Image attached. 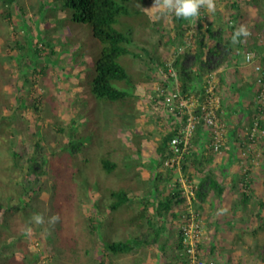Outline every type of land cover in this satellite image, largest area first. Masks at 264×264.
Wrapping results in <instances>:
<instances>
[{"label": "rangeland", "instance_id": "rangeland-1", "mask_svg": "<svg viewBox=\"0 0 264 264\" xmlns=\"http://www.w3.org/2000/svg\"><path fill=\"white\" fill-rule=\"evenodd\" d=\"M17 1L11 21H0V105L6 102L16 108L21 105V98L25 99L26 104L19 111L21 116L17 133H13L17 149L27 158L35 149L38 154H41L42 149L55 154L56 150L70 141H75L77 147L75 155H65L67 160L59 153L53 158V169L48 170L43 182L50 188L49 191L44 190L41 194L32 191L22 199L16 198L19 207L23 208L32 198L40 214L44 216L45 223H34V227L27 231L28 222L21 218L23 210H11L9 238L11 242H17V251L13 253L14 258L6 264H101L104 255V264H187L183 251L175 247L178 226L180 227L177 215L182 216L190 210L187 201L182 200L174 211V220L177 221L174 224H169V216H165L156 218L153 222L155 225L148 228L147 217L150 213L145 218L134 214L143 205L141 200L144 196L150 197L156 204L153 196L156 191L152 185L154 175L156 168L165 169L164 166H156L160 161L156 147L169 130L168 124L171 126L173 119L169 121L165 116L167 110L153 100L156 87L163 79L154 73L157 65L145 63L144 59L162 56L167 62H171L177 52L181 51L179 47L183 42L174 39L176 32L172 14H154L150 8L155 0H116L126 12L118 15V24L115 26L123 32L128 29L135 32L136 38L132 45L142 55V58L129 55L118 59L124 63L126 59L136 58L131 60L132 66L126 64L134 83L113 82L118 88L137 93L138 98L131 101V105H121L111 104L93 93L96 66L105 44L93 36L89 24L78 21L74 10L63 6L61 0H40L45 1V5L41 6L43 14L39 13V0ZM240 1L242 8L237 25L247 26L250 35L248 43L253 44L254 38H260L259 33L264 36V30L258 32L264 20V0ZM231 2L232 0H214L219 13L216 16L212 13V18L228 20L231 13L235 12ZM21 6H25V12H22ZM205 11L202 15L208 22L211 17L208 10ZM154 20L161 23L155 26L152 22ZM192 23L191 28L185 32V41L194 43L193 34L198 30L195 20ZM27 26H30L32 35L30 47L42 49L37 54L31 53L29 49L26 52L17 45V42L24 43L21 39L26 36ZM157 29L161 32L155 33ZM27 35L29 37L28 33ZM172 43L175 44L171 45ZM252 50L262 51L260 48ZM141 71L150 74L151 78H145ZM240 71L241 74L249 72L253 77L250 83L253 82L254 86L253 105L256 108L257 85L254 83L253 71L244 64V57L239 56L236 63L231 61L224 68L228 80L238 77ZM211 75L217 84L216 72L203 75L205 82ZM217 95L221 98L218 104L221 114L218 116L228 126L221 151L211 149L213 159L204 162H201V156L196 157L195 166L188 161L189 170L193 174L191 183L195 187L212 171L222 186L219 197L217 193L209 192L208 182H205L202 201L195 203V206L191 205L192 213L203 221L198 238L201 259H197V262L264 264V208L261 209L262 217H258L257 208L243 207L240 204L241 190L237 185L233 187L231 184L233 176H240L249 169L251 186L264 200V127L258 126L257 142H248L249 128L257 114L254 117L246 116V119L243 115H233L227 105V99L233 98L232 91H226L225 98L220 93ZM260 118L264 120V112ZM237 119L240 120L239 124H236ZM61 123L75 128L74 135L70 127L65 135L60 134L57 129ZM37 128L46 138L38 146L32 135ZM15 130L16 128L14 132ZM55 132L57 138L53 136ZM208 132V128L203 127V133L207 134L209 140L212 134ZM229 134L235 135L238 141L244 142L242 146H246L244 150L247 153L239 158V165L236 160H229L225 152ZM239 145L236 142V148ZM102 158L117 163L113 172L107 173L103 169L100 162ZM173 173L175 174L174 171ZM177 182L178 174H175L174 181L167 183V187L160 181L158 186L161 191L158 192L161 196H167V190L175 189ZM116 187L130 188L131 208L126 205L123 210L115 212L109 209L111 197L108 189ZM52 188L55 190L52 191ZM25 210L35 214L31 206ZM150 210L154 211V206ZM0 213H4V210L0 209ZM53 215H58L59 220L49 224L48 220ZM130 218H133L132 221ZM162 222L164 232L167 226L171 227L170 236L164 232L161 234V241L167 238L164 253L156 244L138 245L132 252L119 256L107 252L104 247V237L130 240L135 235H142V230L146 231L145 227L151 235L152 229L160 227ZM19 235L23 236L18 239ZM177 254L180 255L178 259ZM28 259L36 261H27Z\"/></svg>", "mask_w": 264, "mask_h": 264}, {"label": "trees", "instance_id": "trees-1", "mask_svg": "<svg viewBox=\"0 0 264 264\" xmlns=\"http://www.w3.org/2000/svg\"><path fill=\"white\" fill-rule=\"evenodd\" d=\"M61 1L63 2V6L70 7L74 10L76 14L75 18L78 21L89 24L93 36L105 44L101 58L97 63L96 75L93 80V93L95 94V96L100 99H104L111 104L119 103L121 105H126L127 103L130 104L131 101H136V99L138 98L136 91L124 90L116 87L113 84V82L119 81H123L125 84L134 83L133 77L129 75L126 69V64L131 65V60L134 61L137 57L142 58V55L139 53V51L132 45V42L136 38L135 32L130 29L123 32L115 26L116 24H118V15L122 12H126V9L123 6H120L116 0ZM39 2V13L43 14V9L41 6L45 5V1L39 0ZM15 3L18 4V1L0 0V21H11ZM231 4L232 7L235 9V12L231 13V16L228 17V20H223V18H217L216 20H214V22L210 20L207 22L205 17L202 15L205 14L204 12H206V9H201L200 17L195 20V27L198 31L194 32L193 34L194 46L186 48L183 53H178L173 63L171 64L174 68H176V70H178V77L180 80V91L186 97H191L192 95L200 96L201 100H205L207 97V81L210 77H207L206 82L203 77L212 72H216L218 77V83L215 85V92L217 94L220 93L222 95L223 88L227 85L224 73L225 66L228 65V63L231 61L236 63L237 58L243 55L244 51L248 49L252 50L260 48L261 50V48H264V46H261L264 45V36L261 33L258 34L260 38H254L253 44L248 43L250 35L247 38H242L243 42L240 44L234 45L231 43L232 34L238 27L237 22L239 15L241 14L242 3L240 0H232ZM20 8L22 9V12L26 11L25 6H21ZM217 12L219 13V10ZM171 19L174 21V29L176 32V38L174 39H177L181 43H184L185 32L186 30L191 28L193 20H180L177 19L174 14L171 15ZM152 22L155 26L161 23L160 21L156 20ZM25 28L27 29L26 36L21 39V41H24V43L20 44V42H17V45H19L20 48L26 52L27 49H29L31 53L34 52V54H37L42 49H34L33 47H30L32 46V35L30 34V26H27ZM13 29H15V27ZM261 30H264V22L260 24L258 32H262ZM159 31L161 32V30L157 29L155 33H158ZM16 33L18 32H15V34ZM27 33L29 34V37H27ZM39 33H41V31H39ZM173 44L175 43H172L171 45ZM234 46H237V48ZM165 49L168 50V48ZM252 51H255L260 56H262L261 52H258V50ZM129 55H132L136 58L126 59L124 63L118 61L119 58ZM263 60L264 58L262 59V61ZM144 62L149 63L151 65L156 64L159 67H163L165 72H167L168 67L170 66L162 56H152L149 60L145 58ZM40 64L42 65V62H40ZM141 75L145 76V78H151L150 74H144V72L142 71ZM170 83H167L168 87L170 86ZM155 92V96L157 99L164 98V96L160 94V91L155 90ZM223 97L225 98L224 95ZM20 103L21 105L16 108L6 104V102L3 105H0V209L4 210V213H0V264H6L10 260H12V258H14L13 253L17 251V242H11L9 238V220L12 218L11 210H13L14 208V210H23L21 218L26 219L28 222L29 227L27 226V231L34 227V223L32 221L29 222L30 218L33 216L34 213L26 212L25 209L31 206V208H34L35 214L41 213L38 207H36L34 203L35 201H33L32 198H30L24 204V208L19 207L16 198L22 199L25 194L29 195L32 191L36 192L37 194H41L42 192H44V190L49 191L50 188L43 182L47 178L46 176L48 170L53 169V158L57 155V153H59L63 159L67 160L68 158L65 157V155H75V148L77 147L75 141H70L64 146H61L60 150H56L55 154L53 151L48 152L44 149L40 151L41 154H38L39 152L35 149L30 155L28 154L27 158H25L23 153H20L18 151L17 143L15 142V134L17 133L18 121L21 116L19 111L21 112L25 108V99L21 98ZM162 107L167 110L166 112L163 110L167 119L169 121L173 119V122H171L172 127L168 124V128L170 129L171 127L173 130L166 132L162 136L161 142L156 147L157 154L160 156V161L156 166L165 167L164 170L160 172L158 171V173L154 175L153 179L152 185L154 191H156V195L154 194L153 196H155L156 204L154 205L150 197L146 198V196H144L141 200L143 205L140 206L138 212L134 213L136 216L144 218L147 217L150 213V216L147 217L148 228L153 227V225H155V223L153 222L156 218H163L165 216L168 217L171 213L175 214L174 211L181 205V201H186L182 198V187L178 182L176 184L175 189L171 191L167 190V196H161L160 192H158L161 191L158 186V183L160 181L164 182V185H166L167 187V183L175 180V174L173 173L172 167H169L166 164V161L170 157V141L177 134V128L179 127V123L181 122V120L178 119V117L180 116L178 108H173L172 106L165 107L164 104H162ZM132 110H134V108H132ZM259 110L260 109L256 108L255 114L257 115L254 120L258 117L259 126L264 127V120L260 118V115H262L264 110ZM218 112V114L220 115L221 111ZM183 120L186 121L187 116H184ZM252 124L254 125V122ZM62 125L64 124L61 123L59 125V128L57 129L58 132H61L60 134L65 135L68 131V127H70V131L74 135L75 128H71V125L69 124L64 126ZM14 128H16L15 132ZM202 132L203 126L199 124L194 133V140L195 138H197V140L201 138L200 135L203 134ZM56 133L57 132H55V134ZM55 134L53 136L57 138V134ZM32 135L34 136L33 141L36 146L40 145L42 141L46 139L44 133L39 128L35 129L34 132H32ZM197 140L195 141L196 144H198ZM248 142L250 141L248 140ZM243 145V147H246L245 144ZM190 152H188L186 155L182 166V171L186 176L187 180L191 182L193 179V174H191V171L189 170L190 166L188 161L192 160V162H195L196 160H194L195 153L193 155H189ZM206 153H209V155L205 156ZM206 153L202 154L203 156L201 162H204V160L207 158L209 160L212 159L213 156L211 155L209 148L206 149ZM100 162L103 169L107 173L113 172L117 167V163L112 162L107 158H102ZM249 174L250 170L247 169V171L243 172L240 176H233L231 179V184L233 185V187H236L237 185V188L239 187V189L241 190L240 204L243 207L251 206L257 208V216L262 217L261 209L264 208V200L258 194H256V190L251 186L252 178L250 179ZM205 182H208L209 192L212 191L217 193L219 197L221 196L222 186L219 183L218 177L212 171L208 175L206 174V176L202 178V181L199 186L194 189L195 194L192 197L193 204L191 205L195 206V203L197 204V202L200 203L202 201L201 196L204 195L203 187L205 185ZM54 190L55 189L52 188V191ZM108 191L111 197V200L109 202V209L112 212L123 210V207H125L126 205L130 207L132 199L130 194V188L116 187L109 188ZM149 191H151V188H149ZM144 192H146V190ZM197 197H199L198 200ZM153 206L154 211L150 210L151 208L153 209ZM186 214H188V212L184 213L182 216L177 215L180 227L177 225L179 228V233L176 237L175 247L179 251L182 250V253L184 254V256H186V259L188 260L189 256L184 250V246L181 243L182 238L180 235L182 226L189 223V221H187V218L185 217ZM132 219L133 218H130L131 221ZM192 220L195 222H199L200 224L202 222L201 226H203V221L198 215H194ZM145 229V232L142 230V235H135L130 240L112 239L110 237H104V247L107 252H112L113 254L118 256L124 253L132 252L134 249L137 248L136 246L138 245L151 246L156 244V246L162 253L166 252L167 238H165L164 241L160 240L161 234L165 230L164 222H162L161 226L157 229L154 227L152 229L153 233L151 235H149V232H147L149 231V229H147L146 227ZM22 236L23 235H19L18 239H20ZM200 247L201 244L198 243V260L201 259V254L199 253ZM178 258H180L179 254H177V259ZM34 259H37V257L34 256ZM34 259H28L27 261H36ZM104 259L105 255L103 256L101 264H104ZM262 259L264 260V256H262Z\"/></svg>", "mask_w": 264, "mask_h": 264}, {"label": "built area", "instance_id": "built-area-1", "mask_svg": "<svg viewBox=\"0 0 264 264\" xmlns=\"http://www.w3.org/2000/svg\"><path fill=\"white\" fill-rule=\"evenodd\" d=\"M182 50V48H181ZM179 51L177 52V54ZM244 64L252 68L254 74V80L257 85L256 89V108L259 111L264 110V54L260 56L258 53L252 50H246L243 53ZM249 57H251L249 59ZM167 80L170 83L166 87H160V94L164 96L163 99L154 98L155 104H164L166 106H172L178 108L181 120L179 127L177 128V134L171 139L169 144L170 157L166 164L172 167L175 174H178L179 183H181L184 193V199L189 203L190 210L185 215L188 224L182 226L181 238L184 250L189 256L187 264H203L197 262L198 253V238L202 230V222H195L192 220L193 214L191 210L192 197L194 196L195 186L191 182H188L183 171L182 166L186 157V153L190 149L194 137V133L199 124L208 130L213 136L212 148L215 152L221 151L223 145V139L226 135L228 126L223 119L218 116L220 96L215 92V82L211 75L208 78L207 97L201 101L200 96L186 97L180 91V80L177 70L170 65L167 73H165ZM198 112V113H196ZM184 116H187V120H183ZM258 117L255 119L254 127L251 131V136L255 137L258 132ZM173 130L170 128L167 132ZM191 220V221H190Z\"/></svg>", "mask_w": 264, "mask_h": 264}, {"label": "clouds", "instance_id": "clouds-1", "mask_svg": "<svg viewBox=\"0 0 264 264\" xmlns=\"http://www.w3.org/2000/svg\"><path fill=\"white\" fill-rule=\"evenodd\" d=\"M150 9L157 16H166V15H169V14H174V16L177 19L185 20V21L197 20L200 17V15H201V9H207L208 12H210V13H215L216 12V6H215V3H214V0H155L154 5ZM248 36H249V31H248L247 26L245 24H240L236 28V30L233 32V34H232L231 43L234 44V45L235 44H240V43L243 42L242 38H247ZM193 45H194V43L185 41L179 47L180 49L182 48V50L180 52L183 53L186 50V48L193 47ZM175 57H174V59H175ZM250 58L251 57H249V59ZM174 59L171 62L168 61V65H171L173 63ZM177 72H178V70H177ZM154 73L157 74L159 77H161L163 79V82L160 83L156 87V90L159 91L160 87L167 86V83L169 82L167 80L166 76H165V73H167V72L164 71L163 67L157 66L156 71ZM152 83H154V81H152ZM201 101H203V100H201ZM254 124H255V121H254ZM253 127H254V125L251 128H249L250 130L248 132L249 133V141L251 143L257 142L258 132H259V129H258V132H257L256 136L252 137L251 136V131H252ZM193 139H194V137H193ZM212 139H213V136H212V138H209V141H208L209 145L207 143V147H206V148H209L210 151H211V149L213 150L212 145H211L212 144ZM223 144H224V141H223ZM250 145H253V144H250ZM192 146H193V141H192V145H191L190 149L188 150V152H190V150L192 149ZM187 153H186V155H187ZM204 153H206V152H204ZM246 153H247V151L244 150L243 151V157H244V155H246ZM178 182H179V180H178ZM188 182H190V181H188ZM180 185H181V183H180ZM181 187H182V185H181ZM182 193H183V188H182ZM183 198H184V193H183ZM58 220H59V216L58 215H53L52 217L49 218L48 223L49 224H54ZM31 221L33 223L37 224V225H42V224L45 223V218H44V216L42 214L37 213V214H34L31 217ZM186 261H187V259H186Z\"/></svg>", "mask_w": 264, "mask_h": 264}, {"label": "crops", "instance_id": "crops-1", "mask_svg": "<svg viewBox=\"0 0 264 264\" xmlns=\"http://www.w3.org/2000/svg\"><path fill=\"white\" fill-rule=\"evenodd\" d=\"M216 13H217V11L214 13L215 16H216ZM211 14L212 13L208 12V15H210V17H211L210 19L214 22L215 19L212 18ZM260 21H262V20H260ZM263 22H264V20L261 23H263ZM261 50H262L261 54H264V48H261ZM251 72H252V68H251ZM242 73H243V71H242ZM252 79H253V77L250 76L249 72H245L244 74H241V71L239 72L238 77H235L233 80L226 79L227 85L223 88V94L222 95L225 96L226 91L227 92L232 91L231 96H233V98H228L227 105L229 108V112L232 111L234 113L233 115H235V114L237 116L243 115V118H245V119L247 118L246 116H248V117L253 116L254 117V115L256 113V108H255V104L253 105L255 92H254L253 82L250 83V80H252ZM230 94H231V92H230ZM234 118H235V116H234ZM239 123H240V120L237 119L236 124H239ZM200 137L201 138H199L198 140H197V138H195V140L193 139V148L191 149L190 154L193 155L195 153L194 160H196V157H199V156H201V158H202V156H203L202 154L204 152H206V149H207L206 148L207 141H209L207 134L203 133L202 135H200ZM196 140H197L198 144H196V142H195ZM236 142L240 143L238 148H236ZM242 143H244V142L238 141L236 136H234L232 134L228 135V142H227V147L225 148V152L227 153L229 160L233 159L234 161L235 160L237 161L236 162L237 165L240 164L239 158H243V151H244L245 147H243L244 145L242 146ZM206 155L208 156L209 153H206ZM212 159H213V157H212ZM207 160H209V159L207 158L204 161H207ZM189 162L193 163V166H195V163L192 162V160H189ZM241 163L243 164V161ZM159 170H162V169L156 168V173H158ZM174 215L175 214H172V213L169 214V217H168V220H169L168 223L169 224H174L177 222L174 220V218H175ZM170 228L167 226V230L164 232V233H166L167 236H170V234H171ZM169 230H170V233H169Z\"/></svg>", "mask_w": 264, "mask_h": 264}]
</instances>
